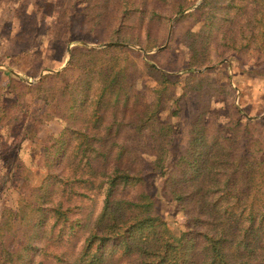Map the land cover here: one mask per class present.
Segmentation results:
<instances>
[{
  "label": "trees",
  "instance_id": "1",
  "mask_svg": "<svg viewBox=\"0 0 264 264\" xmlns=\"http://www.w3.org/2000/svg\"><path fill=\"white\" fill-rule=\"evenodd\" d=\"M80 2L85 5L75 13L78 18L68 20L67 28L73 21L74 26L92 34L100 30L105 47L77 44L71 47L62 70L44 74L32 83L20 80L25 90L21 95L34 92L46 104L40 122L56 119L62 127L45 147L52 151V163H56H44L47 174L32 188L31 200L20 197L15 207L2 208L0 264H42L48 254L63 264H264V136L250 139L236 128L212 125L198 106L192 111V137L169 168L165 155L174 129L171 123L158 119L163 100L158 95L148 101L145 91L150 87H136L135 59L141 53L126 44L145 51L162 45L166 35H155L154 19L167 10L168 20L185 17L182 12L187 1ZM207 3L212 11L214 6L232 8V17L222 21L228 22V27H218L228 42L223 43L207 26L198 32L187 31L182 45L190 53V66L219 60L224 54L222 47L235 53L257 51L258 57L262 56L264 0H204L197 9ZM203 14L206 23L217 18L214 11ZM144 15H148L146 20ZM135 27L139 31L133 34ZM230 27L232 34L225 35ZM208 43L215 45L214 54ZM144 57L142 66L157 72L161 83L165 82V72ZM150 91L160 93L162 89ZM235 123L237 126L238 121ZM145 154L154 157L150 164L142 158ZM66 169L69 174L65 177ZM155 172L164 174L163 193L181 204L192 223L177 236L150 211L146 192L138 190L130 198L121 195V188L143 187ZM66 184L73 194H77L76 185L97 188L104 195L80 249L75 252L70 247L71 259L64 250L58 254L49 251L63 244L61 228L71 220L69 206L54 199L55 193L63 197ZM38 255L43 256L39 263Z\"/></svg>",
  "mask_w": 264,
  "mask_h": 264
},
{
  "label": "rangeland",
  "instance_id": "2",
  "mask_svg": "<svg viewBox=\"0 0 264 264\" xmlns=\"http://www.w3.org/2000/svg\"><path fill=\"white\" fill-rule=\"evenodd\" d=\"M186 1L187 7L182 12L185 17L176 21L174 16L168 20L170 11L167 10L160 19H154L155 35H166L162 45L145 51L138 46L126 44L141 53L139 59H135L136 80L139 81L136 87L142 88L145 85L162 89L160 93H152L149 88L145 93L148 101L158 95L162 98L158 119L171 123L174 129L165 155V165L169 168L177 159L181 148L192 137V111L198 106L203 107V116L212 125L222 126L224 130L228 127L236 128L250 139L258 135L264 136V52L258 57L257 51L242 50L235 53L222 47L224 54L219 60L202 67L190 66V53L182 45L183 35L187 31L198 32L207 26L206 29L217 34L223 43H227L228 40L222 39L224 34L218 27L223 29L225 24L228 27V22L222 21L232 17V8L222 9L217 3L220 8L214 6V10L213 7L217 18L206 23L203 13L211 15V3L198 10L204 0ZM84 5L80 0H0V214L4 207H15L20 197L31 200L32 188L47 174L48 167L44 163H52L53 160L52 151L45 150V147L51 145L50 138L57 135L62 127L56 119L44 118L40 122L42 114L47 111L46 104L42 99L36 98L34 92L21 95L25 90L21 87L20 80L32 83L44 74L62 70L69 60V44L71 47L77 44L105 47V36L100 30L97 34H92L84 30V27L74 26L73 21L70 28H67L68 20L78 18L74 15ZM147 17L148 15H144L145 20ZM137 31L136 27L132 29L133 34ZM230 34L232 27L225 35ZM214 47L213 43L208 46L212 54ZM5 54L8 56H4ZM142 56L165 72L166 81L163 84L157 72H151L142 66ZM189 67L194 68V71H189ZM149 73L155 74V78ZM11 79L18 81L13 83ZM16 97L21 98L16 105L11 106ZM16 117L18 120H15ZM142 158L148 164L154 159L147 154ZM63 173L66 177L69 170L66 169ZM163 178L164 174L160 172L152 173L143 187L137 185L121 188V195L130 198L138 190L146 192L151 203L150 211L158 214L165 221L166 227L177 236L187 231L192 223H189L190 219L184 214L181 204L163 193ZM65 186L66 193L63 197L55 193L54 199L62 200L65 206H69L71 220L61 228L64 232L61 238L63 244L60 242L58 247L52 246L49 251L58 254L64 250L71 259L74 255L71 248L75 252L80 249L102 208L104 195L97 188L86 189L76 185L73 189H76L77 194H73L69 185ZM119 191L120 188L117 192ZM68 197H71L70 200H67ZM42 257L36 256L37 263ZM43 258L42 264H63L50 254Z\"/></svg>",
  "mask_w": 264,
  "mask_h": 264
},
{
  "label": "water",
  "instance_id": "3",
  "mask_svg": "<svg viewBox=\"0 0 264 264\" xmlns=\"http://www.w3.org/2000/svg\"><path fill=\"white\" fill-rule=\"evenodd\" d=\"M111 44L122 45V44H120V43H111V42L106 43V45H111ZM70 48H71V45L69 44L68 47H67V51H70Z\"/></svg>",
  "mask_w": 264,
  "mask_h": 264
}]
</instances>
